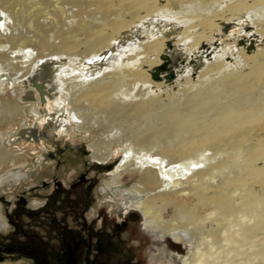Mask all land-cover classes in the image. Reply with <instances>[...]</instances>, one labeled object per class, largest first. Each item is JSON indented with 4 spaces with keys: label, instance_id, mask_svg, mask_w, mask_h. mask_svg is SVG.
<instances>
[{
    "label": "bare ground",
    "instance_id": "bare-ground-1",
    "mask_svg": "<svg viewBox=\"0 0 264 264\" xmlns=\"http://www.w3.org/2000/svg\"><path fill=\"white\" fill-rule=\"evenodd\" d=\"M262 7L264 0H0V74L24 86L23 104L0 100V125L37 116L51 100L66 104L68 132L71 123L109 131L90 146L107 152L104 162L125 147L109 174L138 176L135 208L146 226L164 227L175 243L185 234L196 240L182 264H264V15L251 22L250 37L262 45L254 51L224 45L172 83L167 68L174 51L188 58ZM229 53L234 63L225 62Z\"/></svg>",
    "mask_w": 264,
    "mask_h": 264
},
{
    "label": "rangeland",
    "instance_id": "rangeland-1",
    "mask_svg": "<svg viewBox=\"0 0 264 264\" xmlns=\"http://www.w3.org/2000/svg\"><path fill=\"white\" fill-rule=\"evenodd\" d=\"M260 15H264V7L253 10L236 21L229 22L226 27L224 26L220 33L221 35L219 34L218 37L211 39L203 46V48L194 51L188 58L179 51H174L172 57H167V68L173 76L170 82L178 81L179 75L185 70H192V73H196L199 68L204 66V61L206 59H212L215 55L219 56L227 45L230 48L246 46L248 49H251V51L261 47L262 45L256 43L255 39L250 37L252 35L251 33L254 31L251 22H256ZM234 61V56H232L231 53L225 56V62L234 63ZM0 80L5 83L4 86L0 87V100H3L5 97L6 100L8 99L7 101L10 103L9 105L12 103L18 105L23 104L18 101V98L24 91L23 84H13L10 77L3 73L0 74ZM179 83L182 84V80H180ZM26 87L27 89L30 88L28 82ZM48 104L49 105L41 106L40 110H46L48 118L53 122L51 125H55L58 128L55 137L58 146L60 148L64 146L67 148L63 151L62 155L57 158V161L60 162L58 167L55 165L54 161L46 162L43 167H35L40 161L42 154L54 150V147L50 144H43L44 147L33 144L32 148L35 152H28L29 154H27V151L31 146L26 142L19 145L21 148L20 150L6 145V142L11 138L16 127L19 128L23 121L22 119L26 121V124L34 125V123H36L34 119L27 120L31 115L23 114L19 118H15L11 121L10 124H7L9 123V120L6 119L4 120V123L0 125V135L2 137V143L0 145V175L13 167L20 165H22V168L19 169V171L24 174H26V170L35 167L31 176L28 177L27 180L19 182L14 187L9 184H0V199L6 202H0L1 216L3 217V209L6 207L9 208V203L17 195H20L21 192L26 193L24 195L26 207L37 208L44 202V198L50 192L55 179L67 189L69 183L74 181L79 175L83 174L86 179L95 181L91 188L90 196L84 198L83 191L76 188L73 193L65 196L63 204L59 203L56 207L64 209L66 214H71L72 209L81 211L85 226L92 224V229H106L105 232L107 233L109 232V229L106 226H109L110 224H121V221H124L121 216L119 217L116 215V211L120 208L121 214L124 213V215H127L129 218H138L139 229H141L139 230L138 238L127 241L124 248L118 246L112 247L109 245L102 248L98 261L93 264H169L171 261L173 264H182L183 260L188 259L187 261H190L192 258L191 252L194 249L196 240H188V234H185V236H181L179 244H169L168 242L172 240L171 237L173 238V241L175 240V237L171 232L164 227L159 229L147 227L145 224L146 219L143 218L139 211H135L136 208L134 207L135 202L138 201V195L134 193V186L138 181V176H133L131 169H126L120 177L109 174L118 164L119 159L123 157V150L125 147H117L114 150L113 157L104 162L102 159L106 157L107 152L102 151L101 155L94 154V151L90 146L104 141L109 131L105 129H95L94 126V129L90 131L79 132L74 123H71L68 132L63 128V122L68 121V118L71 117L72 112L69 107L56 100H51ZM80 150L85 151V153H80ZM92 162L101 163L103 165L114 162L116 163L111 171H109V169L95 172L88 168V165ZM83 163H86L87 165L84 166ZM116 179L119 180V185H108V183ZM42 183L45 184V187L41 186ZM32 186H38V188H35L37 190H34L33 192H29V189ZM100 187L102 188V193L99 192ZM76 193L77 197L80 196L81 198L77 207L74 205V202H76V195L74 194ZM113 195H116L117 197L114 198ZM124 199H126L125 202L121 201ZM5 204L7 206H5ZM102 207H104L103 212L101 213L103 215H100ZM169 212L164 218L166 222L171 219L172 216V212ZM59 214L60 213L56 214L57 217H59ZM74 217L75 216L66 215V227H76L77 221L75 219L77 217ZM23 221L25 222V218ZM126 223L129 225L132 222ZM103 224L106 225V228L102 227ZM5 227L1 226L0 231H4ZM80 235L81 237H85L87 232L83 231ZM66 237L72 239L69 234H66ZM120 238L124 240L127 239L126 232L120 234ZM127 249L129 251H126ZM59 250L60 249L57 248L55 243H46L44 251H46L47 258L42 264H61L57 261ZM85 252L86 250L83 247H72L71 254L68 256L66 254L64 259L65 264H88V262H91L93 254L92 252L88 253L85 262ZM3 259L4 261H0V264H33L26 258L17 255L15 258L4 257Z\"/></svg>",
    "mask_w": 264,
    "mask_h": 264
},
{
    "label": "flooded vegetation",
    "instance_id": "flooded-vegetation-1",
    "mask_svg": "<svg viewBox=\"0 0 264 264\" xmlns=\"http://www.w3.org/2000/svg\"><path fill=\"white\" fill-rule=\"evenodd\" d=\"M41 114L37 116H31L27 120L34 119L36 123L34 125L24 123V133L19 132L17 135L19 137V141L15 142L14 135L16 131L20 129L16 127L13 131L14 133L11 135V138L8 139L9 143L6 145L14 148H20V144H24V142L28 143L31 147L27 151V154L34 153L35 150L32 148L33 144L37 146H43V144L52 145L54 147L53 151H47L45 154L41 155V159L35 167H43L46 162L54 161L55 165L58 167L59 161L57 158L60 157L65 149V146L60 148L56 143V130L58 129L53 122L48 118L46 110H42ZM37 117V118H36ZM39 124V125H38ZM39 126V127H38ZM22 135V136H21ZM31 136L28 139V136ZM80 153H85V151L80 150ZM86 166V163H83ZM103 165L101 163H91L88 165V168L91 171H101L103 169ZM28 169L25 171V178L20 179L21 175L14 174V172L18 169L22 168V165L13 167L9 170H13L12 178L17 180L11 185L12 187L16 186L19 182L23 180H27L28 177L31 176L32 171L35 169ZM113 169V168H112ZM110 169L109 171H111ZM8 170V171H9ZM7 172V171H6ZM5 173V172H4ZM3 173V174H4ZM1 174L0 176H2ZM94 180L86 179L83 174L79 175L74 181L69 183L68 188H64L63 185L58 181H53V186L50 189V192L45 196L44 202L41 206L37 208H29L26 207V201L24 195L25 192H21L20 195H17L10 203L9 208L3 209V217L0 214V227L6 226L4 231H0V261H4V257L15 258L16 255L19 257H24L28 261L33 264H42L47 258L46 251H44V247L46 243H55L59 250V255L57 256V261L62 263L66 257L65 248H67V256L71 254V248H85V262L88 253L92 252V260L88 262V264H93L98 261L99 255L101 254V249L106 247L107 245L115 247H125V243L127 241H131L132 239L138 238L139 235V222L138 218H129L127 215L120 213V208L116 211V215L124 219L121 221V224H110L106 226L103 224L102 227H108L109 232H105L106 229H92L93 225L85 226L83 222L82 212L72 209V213H65L64 209L61 207H56L59 203L63 204V200L66 195H70L76 188H79L84 193V198H88L90 196V191L93 186ZM41 186L45 187V184L42 183ZM38 186H32L29 189V192H33L37 190ZM99 192L102 193V188H99ZM74 205L77 207L80 203V196L77 197ZM79 195V194H78ZM116 198V195H113ZM117 200V199H115ZM118 201V200H117ZM123 202L126 199L121 200ZM1 203H6L5 201L0 199ZM8 203V202H7ZM5 206H7L5 204ZM63 206V205H62ZM118 206V205H117ZM135 208V207H134ZM104 207L100 210V215L103 212ZM135 211H137L135 209ZM138 212V211H137ZM57 213L59 217H57ZM74 214V215H73ZM66 215H71L77 217L75 220L77 221L76 227L68 228L65 224ZM74 217V218H75ZM25 218V222L23 219ZM134 221V222H133ZM126 222H132L128 225ZM106 226V227H105ZM86 231L87 235L85 237H81L80 233ZM126 232L127 239H121L120 234ZM66 234H69L72 239H68ZM171 237V236H170ZM171 241L169 244H179L173 241L171 237ZM183 243V242H182ZM175 248V247H174ZM126 251H129L128 249ZM169 264H173V262H169ZM177 264V263H175Z\"/></svg>",
    "mask_w": 264,
    "mask_h": 264
},
{
    "label": "water",
    "instance_id": "water-1",
    "mask_svg": "<svg viewBox=\"0 0 264 264\" xmlns=\"http://www.w3.org/2000/svg\"><path fill=\"white\" fill-rule=\"evenodd\" d=\"M21 132V131H20ZM7 143V142H6ZM112 166V163L107 164L106 166H103L104 170H109ZM11 173L12 171H8L5 174L2 175V177H0V184H9L12 185L14 183V180L11 178ZM26 176H24L25 178ZM22 178V179H24Z\"/></svg>",
    "mask_w": 264,
    "mask_h": 264
},
{
    "label": "trees",
    "instance_id": "trees-1",
    "mask_svg": "<svg viewBox=\"0 0 264 264\" xmlns=\"http://www.w3.org/2000/svg\"><path fill=\"white\" fill-rule=\"evenodd\" d=\"M65 253L67 254V248H65ZM61 264H65V261L62 262Z\"/></svg>",
    "mask_w": 264,
    "mask_h": 264
}]
</instances>
